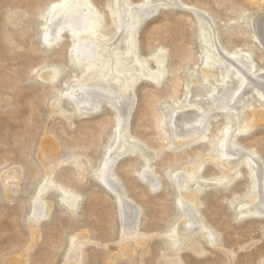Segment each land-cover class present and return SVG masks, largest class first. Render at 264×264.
I'll return each mask as SVG.
<instances>
[{"label":"rangeland","instance_id":"1","mask_svg":"<svg viewBox=\"0 0 264 264\" xmlns=\"http://www.w3.org/2000/svg\"><path fill=\"white\" fill-rule=\"evenodd\" d=\"M58 1L0 0V264H65L70 239L85 231H90V243L85 247L84 264H141L140 248L133 262L118 247L125 240L117 199L96 177L105 154L115 143L117 110L105 103L95 113H77L65 95L81 74L73 64L74 41L69 35L54 44L44 38L49 10ZM92 1L111 27L110 5L114 0ZM128 1L137 6L147 0ZM192 8L207 12L209 25L227 50L247 51L258 71L264 72V47L253 26L254 18L264 15V0H175L159 7L139 27L135 35L138 56L148 58L149 67H155L152 56L164 48L168 71L161 84L142 77L131 87L134 106L129 130L145 149L157 152L149 160L150 170L162 186L153 191L142 177L147 161L140 150L118 157L113 171L129 197L143 207L140 229L149 235L145 264H159L166 235L182 219L172 175L200 162L204 163L201 176L208 182L215 184L213 178L222 173L214 159L220 154L228 121L225 116L211 120L207 140L185 147L178 148L170 129L174 112L186 107L191 79L204 78L202 26ZM117 42L112 40L113 45ZM55 67L60 75L51 82L48 72ZM58 105L67 109L66 115L54 112ZM258 108H264V100L257 94L249 96L239 113V123L247 124ZM236 141L264 160V123L242 130ZM44 143L62 163L54 169L55 179L82 198L73 212L61 201L59 190L52 188L47 201L54 203L53 210L39 224L42 237L33 242L30 213L34 193L46 177L41 159ZM76 155L89 161L83 179L71 163ZM240 169L241 176L230 186H209L201 195L200 211L222 233L226 246L206 244L208 250L203 256L185 250L182 255L187 264H264V217L242 218L239 213L253 197L249 168L242 164ZM14 171L18 174L14 186H6L4 175ZM192 182L191 189L198 186ZM114 254L122 258L115 260L111 257Z\"/></svg>","mask_w":264,"mask_h":264},{"label":"bare ground","instance_id":"2","mask_svg":"<svg viewBox=\"0 0 264 264\" xmlns=\"http://www.w3.org/2000/svg\"><path fill=\"white\" fill-rule=\"evenodd\" d=\"M174 1L147 0L135 6L128 0H114L110 5L112 19L110 27L105 24L104 15L92 0H60L51 6L44 29V38L49 44L57 43L65 35H69L74 41L73 64L80 69L81 74L65 95L74 103L77 113L87 115L95 113L105 103L117 110L118 132H116L115 143L105 154L99 171L96 172V177L117 199L121 218V237L122 240H125L118 247L121 251H125L133 262H135L136 250L138 251L140 248L141 264H145L143 256L148 252L147 242L149 239V235L141 232L140 229L143 207L134 202L122 182L114 178L116 173L113 171V166L121 155L140 150L147 161L143 166L145 169L142 177L153 191L162 186L160 178L153 174V170H150L149 160L157 152L145 149L141 141L135 138L129 130V118L134 106V93H132L131 87L138 83L142 77H148L156 84H161L165 78L168 71L166 50L161 48L153 54L156 66L149 67V59L137 54L136 44L138 42L136 43L135 35L144 21L151 17L159 7L169 6ZM191 11L197 15L202 26L204 78L203 80L194 77L191 79L186 94V107H183V110H174L170 121L172 128L170 129L175 135L178 148L185 147L193 142L200 143L207 140V131L211 120L220 115L225 116L228 121L220 143V154L217 159H214L222 173L213 178L217 181L215 184L210 183L201 176L204 163L200 162L195 166L185 167L186 172L172 175L179 191L176 198L182 219L177 225H173L174 227L166 235L165 247L159 264H187L182 255L185 250H189L197 256H203L208 250L206 244L226 246L222 233L211 225L200 211V206L203 203L201 195L204 189L209 186L227 187L234 183L242 174L240 169L242 164H246L249 168L253 197L245 205L239 206V213L242 218L264 217V160L256 151L246 148L236 141L242 130H248L259 122L264 123V108L256 109L253 117L245 125H241L238 119L249 96L257 94L260 99L264 100V72L258 71L253 58L247 51L227 50L220 42L216 31L209 25L211 21L207 17V12L196 8H192ZM261 15L254 18L253 26L257 40L264 47V15ZM114 38L118 39L116 45L112 43ZM48 73L47 79L54 82L59 77L60 70L55 67ZM206 82L207 85H211L210 89L207 88ZM55 102H58V99ZM54 112L66 115L67 109L58 105ZM44 144L45 149L43 148L41 159L46 168V177L34 193L30 213L33 242L37 241L41 234L39 232L41 220L53 210L52 204L54 203L51 204L47 201V194L52 188L59 190L61 201L73 212L79 205V198H82L55 179L54 169L62 163L56 157L57 155L55 156L50 145ZM57 152L58 150L56 154ZM80 157L76 155L71 163H74L79 177L83 179L88 171L89 161L86 162ZM16 174L17 171L4 175L6 186H14ZM192 181L198 185L193 189H191ZM12 193L10 191V194ZM89 233L85 231V233L75 235L70 239L67 254L64 255V257L66 256L65 264H84L87 259L85 247L90 243ZM230 253L234 254V251L230 250ZM115 254L111 255L115 260L122 258L121 255L115 256ZM20 257L22 256L20 255ZM23 258L25 257L23 256ZM21 263L17 262V264Z\"/></svg>","mask_w":264,"mask_h":264}]
</instances>
